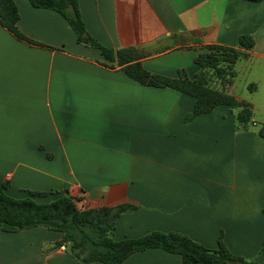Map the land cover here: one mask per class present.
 Returning a JSON list of instances; mask_svg holds the SVG:
<instances>
[{"label": "crops", "instance_id": "crops-1", "mask_svg": "<svg viewBox=\"0 0 264 264\" xmlns=\"http://www.w3.org/2000/svg\"><path fill=\"white\" fill-rule=\"evenodd\" d=\"M18 39L0 26V184L14 199L47 204L80 198L85 209L134 207L116 221L114 241L150 232L178 233L213 250L264 264V139L254 104L247 129L217 106L184 122L194 98L128 78L116 59L77 43L57 12L12 0ZM89 37L112 50H133L146 71L191 80L207 46L254 47L234 70L264 62V0H76ZM241 64V65H240ZM247 86V83L243 84ZM256 89V88H255ZM29 192L48 193L45 197ZM62 235L45 228L0 231V264H83ZM88 264H102L98 262ZM120 264H181L160 249Z\"/></svg>", "mask_w": 264, "mask_h": 264}, {"label": "trees", "instance_id": "trees-1", "mask_svg": "<svg viewBox=\"0 0 264 264\" xmlns=\"http://www.w3.org/2000/svg\"><path fill=\"white\" fill-rule=\"evenodd\" d=\"M258 3L263 0H246ZM35 8L59 13L76 35L77 43L97 49L109 61L116 59L122 72L140 85L153 88H170L194 98L192 111L185 115L184 122L211 113L217 106H227L236 111L237 130L247 129L251 122V104L238 100L226 92L236 76L235 64L247 58L254 47L250 35H241L236 47L207 46L194 59L199 68L193 79L185 71L177 72L176 78H168L146 71L137 62L133 50H112L99 45L85 31L76 0H29ZM19 19L12 0H0V26L18 39H24L16 28ZM255 90V86H247ZM264 139V123L257 130ZM7 185L0 184V231L16 233L33 228H45L62 235L56 244L67 246L71 256L83 264L98 262L120 264L130 255L148 249H160L181 257V264H258L232 255L222 240L217 238L216 248L209 250L188 237L178 233L150 232L140 238L114 241L110 238L119 217L134 207L119 205L113 208L78 210L69 196H60L47 204L31 198L14 199L5 193ZM30 196L45 197L48 193L29 192Z\"/></svg>", "mask_w": 264, "mask_h": 264}, {"label": "rangeland", "instance_id": "rangeland-1", "mask_svg": "<svg viewBox=\"0 0 264 264\" xmlns=\"http://www.w3.org/2000/svg\"><path fill=\"white\" fill-rule=\"evenodd\" d=\"M241 65V64H240ZM250 72H243L239 78L234 79L235 83L232 92L242 96L248 102L252 101L254 104V118L258 125L264 122V62L258 61L255 58L249 63ZM252 84L255 90L247 89V86Z\"/></svg>", "mask_w": 264, "mask_h": 264}, {"label": "built area", "instance_id": "built-area-1", "mask_svg": "<svg viewBox=\"0 0 264 264\" xmlns=\"http://www.w3.org/2000/svg\"><path fill=\"white\" fill-rule=\"evenodd\" d=\"M72 201L78 210H86L84 201L80 200V198H72Z\"/></svg>", "mask_w": 264, "mask_h": 264}]
</instances>
